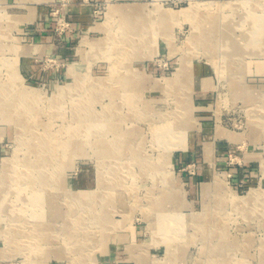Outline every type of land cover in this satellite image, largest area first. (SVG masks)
<instances>
[{
  "label": "rangeland",
  "instance_id": "rangeland-1",
  "mask_svg": "<svg viewBox=\"0 0 264 264\" xmlns=\"http://www.w3.org/2000/svg\"><path fill=\"white\" fill-rule=\"evenodd\" d=\"M78 5L90 9L97 32L79 37L68 59L41 55L46 34L59 43L75 33L71 9ZM116 6L123 14H109ZM208 14L218 23L233 19L238 37L264 18V0H0V174L4 164L14 161L12 169L21 174V163L30 157L31 147L43 152L46 132L57 134V141L68 136L65 127L77 125L79 109L72 96L57 107L53 101L59 100L61 88L83 81L85 86L101 81L111 86L92 92L91 109L103 112L111 100L117 101L116 123L138 145L115 162L123 165L131 158L121 175L128 194L123 203L112 194L116 177L106 173L107 187L100 189L103 146L96 144L97 139L79 147L83 153L56 151L58 161L51 165L63 170L71 190L87 197L96 191L106 198L113 223L107 227L110 231L101 240L86 242L94 227L88 231L86 224L70 226L68 234L57 220L47 225V235L40 241L27 237L20 241L16 231L22 228L12 227L9 215L0 211V264H209L212 243L219 242L220 235L207 236L203 229L207 225L212 232L225 229L229 240L240 243L235 257L244 259L243 264L262 263L264 225L258 211L244 215L228 199L218 208L219 194L206 196L203 190L217 178L240 197L253 189L264 190V48H252L243 41L241 57L230 60L223 57L225 49H214L216 43L205 49L202 42L191 41L194 33L195 40L205 39L197 27ZM208 50H214L216 60L209 58ZM114 68L120 69L122 78L116 84L109 80ZM21 88L39 90L41 95L33 123L29 121L33 116L11 108L20 101ZM126 93L131 98L121 96ZM181 103L192 107L193 120L185 138L169 133L163 141L156 139L151 124H159L163 113L173 112L167 119L169 126L185 122L183 116L175 115ZM109 135L116 136L114 131ZM167 151L172 153L170 167H163L159 174L145 170V163L158 162ZM203 154L208 157L210 175L193 184L190 180L199 174ZM12 179L5 177L16 191ZM62 198L66 213L88 216L84 209H69L70 199ZM155 203L165 207V218L159 223ZM206 205L211 209L208 223L189 222ZM49 211L47 206L41 210ZM218 219L223 225L216 227ZM17 224L25 226L19 220Z\"/></svg>",
  "mask_w": 264,
  "mask_h": 264
},
{
  "label": "bare ground",
  "instance_id": "bare-ground-1",
  "mask_svg": "<svg viewBox=\"0 0 264 264\" xmlns=\"http://www.w3.org/2000/svg\"><path fill=\"white\" fill-rule=\"evenodd\" d=\"M116 13L123 14V9L118 6L111 7L109 10V14ZM232 20H227L225 22L222 21L218 23L216 22L217 20L215 21L213 19V15L208 14L204 19H202V21H200L199 26L197 27V32L200 33V36L205 38L206 40H195L197 35L196 33H194L191 37V41L199 43L202 42L201 45L203 46V48L206 47L205 49H209L212 43H216L217 47H215L214 44V49H225L227 51V54H223V57L230 60L238 59L239 57H241L239 51L241 50L240 46L244 43L243 41H247L252 48H264V18L259 19V21H254L253 27L251 26V28L247 29L238 37L235 34L236 26H234ZM218 33H220V37ZM256 34H261L260 38L256 37L257 40H255ZM216 35L217 39L214 41V37ZM82 44H89V42L83 41ZM250 46H248V48ZM208 52L209 58L212 60H216V54H214V50H208ZM119 70L120 69L118 68H114L112 72L113 78L109 79L111 80V83L114 81V83L116 84L122 80V78L118 77V75L120 74ZM182 71L183 69L181 70V72ZM169 80V78H166V82H168ZM69 86V89H67V87L61 88V93L59 96L60 98L59 100H56L58 101V103H56V101L54 100L53 107H57V105L63 98L72 96L73 102L76 104V109H79L77 125H69L65 127V131L68 133V136H66L65 138L63 137L60 141H57V134L46 132V142H44V146L41 148L43 152H39L35 148L31 147L28 152V155L31 154L30 157H27V161L21 163V166L23 168V172L21 174L12 169L14 167L13 165L16 163L15 161L10 163L7 162L6 164H4V173L0 174V211L9 215V221L12 223V227L14 226L16 229L22 228L19 231H16L17 238L20 241H25L26 239L28 240V238L33 239L31 240V242L37 240L40 241V239L47 235V231L49 230L47 225H52L51 221L58 220L64 223L65 226L63 227V229H66L65 231L68 232V234L70 226L72 227L86 224V229H88V231L90 227H94V232L92 230L89 231L91 236L86 239V242L88 240L95 242L97 239L101 240V238L105 236L106 232L110 231L109 228L111 224H113L108 216L109 210L105 208L106 198L99 197L98 194H96L98 193L96 191L91 192L88 197L77 195V193L71 190L69 180L65 178V176H63V170L57 166L51 165L53 161H58V158L55 154L56 151H61L62 153H73L74 151H80L83 153L84 150H81L82 148L79 147H82L83 145L86 146L85 144H93L95 142V139H97L96 144L98 146L101 145L105 147L100 148L102 149L101 153H99L100 149L98 152L99 155H101L99 158V161L101 163V170L99 174L100 189H102V191L106 189L107 186H105V174L109 173L110 176L112 175L113 177L117 178L115 179V181H113L114 184L112 183V179L110 181L114 186V192L112 194H117L116 202L123 203L128 195L126 194L127 191L125 190V188L123 189L124 182L121 180V175H123V169L127 167V162L129 161V159L131 161V158H128V156L126 159V163L123 165H119L115 162L121 161V159H119V157L117 156H121L123 158V156H125L127 152L136 147L137 143L131 141L129 138L130 133L126 131L123 132L121 127H119L116 123L117 111H114V107L119 104L117 103V101L111 100L106 105L103 112H96L94 109H91L90 101L92 99H90V97L93 96L92 92L98 89L110 88L111 86H107L104 81L93 83L88 86H85V83L83 81L79 86H73L71 84ZM38 91L39 90L35 89L27 90L25 88H21L19 90V94L21 96L20 101L18 103L13 102V104L11 105L12 109L16 107L17 110L21 111L19 113L24 112L33 116L29 120L30 123H33V120H36L34 118L37 115H35L34 112H36L37 107L40 103L39 98H41V95L38 93ZM74 92H77L78 94ZM121 96L126 97V99L128 97L131 98L128 93ZM1 105L6 108V106H4L3 104ZM178 108V113H175V115H179L180 117L183 116L185 122L181 123L178 126L175 125L177 127L169 126L167 125V119H169V114H172L173 112H169V114L168 112L163 113L162 117L164 118L159 123L160 126L159 124L155 125L153 122L151 124V128L156 139H162L163 141L164 139L169 137V133H174V136L181 134L180 138H185V134L188 128L191 126L193 120L189 113V111L192 110V107L191 105L189 106L186 103H181ZM162 122L164 123L161 124ZM176 128H178V130ZM113 131L116 134L114 138L109 135V133ZM227 135H229L230 137H234L232 133H227ZM32 145L34 146V143H31V146ZM75 146H78V148H76L79 150H74L76 149L74 148ZM31 156H34V158H31ZM171 158L172 153L170 151H167L166 155L164 154L162 157H160L158 162L149 161L148 163H145L144 168L146 171L159 174L163 167H170ZM164 161H166V164L164 163ZM11 171H14L15 173L13 175H10L9 172ZM166 172L167 176H169L170 181V172L168 170H166ZM7 176L13 178L12 182L15 184L14 187L16 188V191H12L10 185H8V181L5 180V177ZM2 187L4 189H1ZM61 187L65 189L62 190ZM108 189L110 188L108 187ZM203 191L206 196L212 195L213 193L219 194L222 199L220 200L218 208L221 207L220 205L222 204V202H224V199H228L231 200L234 203L235 208H237L244 215L249 216L251 211H258V215L263 219L262 225H264V190L253 189L247 196L240 197L229 191L226 187L225 182L217 178L216 181L212 184L205 185ZM62 197H64V199H70L72 205L69 207V209H84V213L88 216L82 214L81 216L84 215L85 217L80 220L81 216L78 215L80 213H66L65 210L62 209L64 204L62 202ZM17 201L20 202L19 205L16 204ZM98 201H101L100 203H102L103 205L97 203ZM44 205L47 206V209L49 208L50 210L45 214L41 212L42 208L45 207ZM155 207V210L157 211L156 218L159 223L165 218V216H163L165 207L164 205L158 206L157 203H155ZM209 210L211 211V209H209V207L206 205L204 211L198 215H192V218L191 220H189V222H194L198 226L206 225L208 223V221L206 220V216ZM29 213L30 221L27 223V216ZM214 213L215 215L218 214L215 211ZM18 220L19 222L25 223V226L19 225V227H17ZM89 222H91V226L88 224ZM201 222L206 223L202 225ZM155 225H157V223H155ZM214 225L217 227L219 225H223V222H220L218 219L215 220ZM108 226L109 228H107ZM203 229L205 230L207 236L220 235V238L218 240L219 242L212 243L213 246L209 251V264H243L242 261L244 259L235 257V250L240 243L229 240L226 236L225 229H220L221 232L219 230L217 232H212L208 225L206 227L204 226ZM26 231L29 233H27ZM25 237L27 238L25 239ZM83 241L84 240H82V242ZM84 256L82 257L84 258ZM262 256L263 257L261 264H264V243ZM71 263L73 264L74 261H72Z\"/></svg>",
  "mask_w": 264,
  "mask_h": 264
},
{
  "label": "crops",
  "instance_id": "crops-1",
  "mask_svg": "<svg viewBox=\"0 0 264 264\" xmlns=\"http://www.w3.org/2000/svg\"><path fill=\"white\" fill-rule=\"evenodd\" d=\"M100 1H107V0H100ZM71 12H72L73 24L75 27V33L64 37V40H62V42L59 43L54 42L52 34H46V37L43 40L44 45L40 49L41 55L52 53L61 59H68L74 54L73 52L75 49L76 42L81 41L79 37H82L85 34L92 35L97 32L96 30L97 23L95 24L92 13L89 8L78 5L74 7V9H71ZM29 66L32 68L33 64ZM31 72L32 75L35 74L34 69H31ZM221 154H222L221 152L218 153V156ZM202 156H203V163L199 170V174L197 175V177H192L190 180L191 183L193 184L197 183L200 180L206 179L210 175V167L207 164V162L209 161L208 157H206L205 154H203ZM192 159L193 157H191V160ZM221 159L222 158L219 159L218 157V160ZM244 176H245V172L244 170H242L240 172V177L244 178Z\"/></svg>",
  "mask_w": 264,
  "mask_h": 264
},
{
  "label": "built area",
  "instance_id": "built-area-1",
  "mask_svg": "<svg viewBox=\"0 0 264 264\" xmlns=\"http://www.w3.org/2000/svg\"><path fill=\"white\" fill-rule=\"evenodd\" d=\"M194 167H196V165H194ZM192 174H196V168L193 170V172H191Z\"/></svg>",
  "mask_w": 264,
  "mask_h": 264
}]
</instances>
